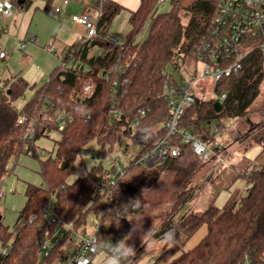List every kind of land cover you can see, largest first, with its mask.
I'll return each mask as SVG.
<instances>
[{
  "label": "trees",
  "instance_id": "16d2710c",
  "mask_svg": "<svg viewBox=\"0 0 264 264\" xmlns=\"http://www.w3.org/2000/svg\"><path fill=\"white\" fill-rule=\"evenodd\" d=\"M19 1L23 0H15L14 5L21 8L32 2L25 0L21 5ZM46 1L48 11L57 0ZM169 1L170 10L159 13L158 0H141L139 8L131 12V28L125 42L114 45L108 42L111 41L109 38H114L110 28L126 8L113 0H90L93 8L100 11L96 18L98 37L89 43L82 44L81 39L72 45L77 49L72 68L62 71L58 64L48 82L20 110L15 107V102L23 96L29 83L15 76L7 87H0V188L4 179L13 173L8 168L11 158H18L24 152L28 154L25 150L28 145L32 156L40 159L37 140L48 138L49 130L61 135L55 142L56 155L40 159V174L45 187L27 185L26 202L13 231L3 224L1 215L0 242L3 246L12 243L9 254L0 259V264H56L68 257L75 245L70 236L53 248L49 257H39L38 243L48 227L45 207L51 200L65 221L76 229L86 228L87 218L93 213L104 223L101 241L118 248V239L130 231L126 216L142 211L145 204L143 192L156 184L157 168L174 167L176 160L151 169L136 164V161L166 134L165 124L171 113L165 98V86H178L179 83L171 70L181 72L188 59H195L196 46L210 30L220 0ZM120 67L125 69L124 74L116 72ZM125 80L129 82L126 84ZM87 81L95 85L92 96L83 94L82 87ZM114 81H118L116 101L121 111L120 119L115 121L111 120L108 108ZM263 81L264 52L255 50L244 60L240 73L216 83L214 97L197 98L196 103L186 110L181 129L200 136L197 130L211 132L209 123L214 119L246 117L260 96ZM223 94L226 99L221 103L222 110L217 112L215 104ZM59 108L73 117L61 132L56 123ZM142 110H148L145 117L141 116ZM23 116L26 120L21 122ZM137 118L139 126L134 130L139 136L147 135L148 139L116 185L108 182L113 168L108 169L103 163L95 164L84 176L69 182L76 174L77 161L90 143L96 141L101 146L99 156H111L121 133L132 136L134 130L130 125ZM31 129H34L32 138L27 135ZM172 142L182 144L180 138ZM259 142L264 147V137L259 138ZM243 178L249 184L245 195H237L238 198L233 195L223 208L213 204L205 211L183 217L176 225H164V231L172 232L169 234L174 238L179 236L181 243L165 250L157 262L167 258L168 264H242L245 255L256 260L264 257V165L244 174ZM188 201L187 197L179 196L173 216ZM32 217L34 221L30 222ZM203 227L207 228V234L199 244L181 250Z\"/></svg>",
  "mask_w": 264,
  "mask_h": 264
},
{
  "label": "rangeland",
  "instance_id": "374dc122",
  "mask_svg": "<svg viewBox=\"0 0 264 264\" xmlns=\"http://www.w3.org/2000/svg\"><path fill=\"white\" fill-rule=\"evenodd\" d=\"M60 5L61 1L57 0L47 11L46 0H32L26 8L14 6L13 19L2 22L8 30V35L0 37V53L6 54L5 59L0 58V87H7L10 79L15 76H20L29 83L23 96L15 102L18 110L23 109L36 96L37 90L48 82L50 74L59 64L57 58L47 51V46L75 41L80 37V33L74 30L71 18L74 14L80 15L84 6L72 0L67 12L58 14L55 9ZM170 7V1L167 0L166 3L160 4L159 13L168 12ZM130 16L131 12L125 10L111 25L110 33L120 44L125 42L130 31ZM32 36L35 40L28 41ZM143 37L144 34L140 39ZM22 45H25L24 49H21ZM94 52L95 50L92 53ZM171 74L177 82L183 84L182 81L188 80L192 74L201 76L202 65L195 59H188L181 72L171 70ZM214 89V81L202 80L196 83L193 92L201 99H210L215 96ZM262 114H264V81L261 84L260 96L249 108L246 117L210 121L209 131L212 132L215 126L221 124L226 130L224 135H212L211 132L203 131L201 128L197 130L200 136L212 145L215 155L212 161L203 162L187 148L175 161L172 169L157 168L159 176L156 184L143 192L145 204L142 211L126 216L130 231L117 241L122 242L125 248L134 251L135 255L126 258L127 260L133 259V264L147 262L168 264L170 261H167V258L160 262L157 260L165 250L180 245L181 239L179 236L176 238L171 236L172 234L169 233L172 232L164 231V225H176L183 217L205 211L213 204L223 208L233 195L238 198L246 194L249 184L243 175L264 165V152L259 155L261 145L253 141L264 137V119L257 127L247 121ZM205 126L209 125L205 124ZM60 138V134L52 132L50 137L37 140V153L41 160L56 155L55 142ZM147 139V135L139 136L136 130L132 132L131 137L121 133L112 155L125 167L138 155ZM100 151L101 146L96 141L90 143L77 161V171L69 179L70 183L84 176L95 164L103 163L106 168H112V157L99 156ZM40 159L24 152L18 158L13 157L9 161L8 168L13 170V173L4 179L2 185L6 188V195L0 199V215L3 217V224L11 231L14 230L19 214L24 208L27 185L45 187L40 174ZM220 159L224 162L218 163ZM179 196L187 197L189 201L178 214L173 216L177 211L174 204ZM97 223L98 219L95 215L89 214L86 231L91 233ZM157 232L158 236H156ZM206 234L207 228L203 227L181 250L192 249ZM11 243L7 246L11 247ZM4 247L0 242V252ZM180 253L181 251L177 254ZM109 256L105 252H100L93 257V263L104 264Z\"/></svg>",
  "mask_w": 264,
  "mask_h": 264
},
{
  "label": "built area",
  "instance_id": "2783aa9c",
  "mask_svg": "<svg viewBox=\"0 0 264 264\" xmlns=\"http://www.w3.org/2000/svg\"><path fill=\"white\" fill-rule=\"evenodd\" d=\"M14 1L15 0H0V37L8 35L7 28L2 22L11 21L14 17ZM61 5L55 9V12L60 14L67 12V9L72 0H60ZM81 3L84 8L80 15H72V22L84 28L82 44L89 43L91 40L98 37V28L96 18L100 11H96L92 3L88 0H76ZM166 0H158L159 5L165 3ZM32 36L28 41H34ZM108 41L114 45H121L115 38H109ZM22 45L21 49H24ZM260 50L264 52V0H220L218 3L216 14L212 21V25L207 35L196 46L195 60L202 65V74H192L188 80H183V84L178 83V86H165V98L170 106V119L165 124L166 134L157 139L150 150H147L136 161V164H141L147 168H155L165 164L169 160H177L184 153V146H188L194 156L200 158L203 162L208 163L215 157L213 148L210 142H206L200 136L181 129L182 118L186 110L192 107L197 97L193 88L197 82L202 80H212L215 85L217 82L224 80L232 75L238 74L243 70L244 60L253 51ZM47 51L54 55L61 67L62 71H67L73 67L77 49L72 46L59 47L58 45L47 46ZM0 58L5 59L6 54L1 52ZM116 72L125 73V69L117 68ZM106 75V74H105ZM108 76H106V80ZM129 81L125 80L127 84ZM118 81L113 83V92L108 103V108L111 112L112 119L118 120L121 116V111L117 106ZM82 91L84 95L92 96L95 93V85L92 81H87L83 84ZM222 103L226 99V94L218 97ZM148 110H142L141 116L145 117ZM56 123L58 131H64L68 124L73 121V117L64 109H57ZM90 119V117H89ZM26 117L21 118L24 122ZM139 126L137 118L130 125L131 130ZM212 135H224L226 130L220 124L212 129ZM52 131H47V136H51ZM30 138L34 136V129H31L27 134ZM180 138L182 144L173 143L172 140ZM28 154L33 155L29 146H25ZM113 173L108 177V182L112 186L116 185L119 180L125 176V168L118 161L117 157H113ZM220 159L218 163H223ZM6 195V188L1 186L0 199ZM45 219L48 223L46 232L38 243L39 257H49L53 248L61 244L68 236L74 240L75 245L70 251L65 260L59 261L56 264H94L93 257L100 252H105L108 255L112 253L114 248L110 243H103L100 239V232L104 227V223L98 220L91 233L86 231L87 228L76 229L72 223L66 222L64 216L59 212V208L51 200L45 207ZM34 221V217L30 222ZM10 247L5 246L0 252V259L9 254ZM134 260L124 259L122 264H133ZM146 264H154L147 262ZM242 264H264V257L254 259L251 255H245Z\"/></svg>",
  "mask_w": 264,
  "mask_h": 264
},
{
  "label": "crops",
  "instance_id": "0c3cea01",
  "mask_svg": "<svg viewBox=\"0 0 264 264\" xmlns=\"http://www.w3.org/2000/svg\"><path fill=\"white\" fill-rule=\"evenodd\" d=\"M113 1H116V2H118L119 4L123 5V6L126 8V10H128V11H130V12L136 11V10L139 8V6H140V2H141V0H113ZM74 30H76L78 33H80V34H79L80 37L77 38V40H75V41H69V42H66V43L60 44V45H58L59 47H64V46L73 45L74 43L80 41V40L83 38V35H84V28H83L82 26H80V25L74 23ZM110 34H111V33H110ZM263 119H264V114L259 115V117H258V116H254L252 119H249V121H247V122H249L251 125H255V127H257V126L260 124V122L262 123V120H263ZM239 127L241 128L242 125L240 124ZM255 131H257V129H255ZM253 141H254L255 143H259V144L261 145V148H262V149H261V152L259 153V155H261L262 152H263V149H264L263 144H261V143L259 142V139H253ZM205 228H206V227H205ZM201 229H202V228H201ZM201 229H200V230H201Z\"/></svg>",
  "mask_w": 264,
  "mask_h": 264
},
{
  "label": "clouds",
  "instance_id": "9594fccd",
  "mask_svg": "<svg viewBox=\"0 0 264 264\" xmlns=\"http://www.w3.org/2000/svg\"><path fill=\"white\" fill-rule=\"evenodd\" d=\"M112 253L114 252V248L111 249ZM135 253L131 248H125L124 244L121 242L118 248L115 249V254L107 257L104 264H122V261L125 258L134 256Z\"/></svg>",
  "mask_w": 264,
  "mask_h": 264
},
{
  "label": "water",
  "instance_id": "95a60500",
  "mask_svg": "<svg viewBox=\"0 0 264 264\" xmlns=\"http://www.w3.org/2000/svg\"><path fill=\"white\" fill-rule=\"evenodd\" d=\"M25 0H23V1H19V4H21V5H23V4H25ZM215 108H216V111L217 112H220L221 110H222V105H221V103L220 102H218V103H216L215 104ZM0 220H1V215H0Z\"/></svg>",
  "mask_w": 264,
  "mask_h": 264
}]
</instances>
